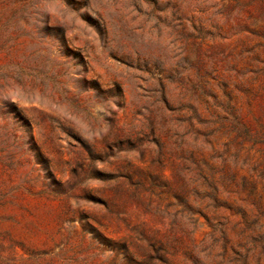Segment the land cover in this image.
Instances as JSON below:
<instances>
[{"label":"rangeland","instance_id":"374dc122","mask_svg":"<svg viewBox=\"0 0 264 264\" xmlns=\"http://www.w3.org/2000/svg\"><path fill=\"white\" fill-rule=\"evenodd\" d=\"M0 264H264V0H0Z\"/></svg>","mask_w":264,"mask_h":264}]
</instances>
